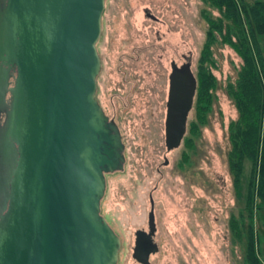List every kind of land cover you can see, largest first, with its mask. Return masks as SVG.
Returning <instances> with one entry per match:
<instances>
[{"label": "water", "instance_id": "obj_1", "mask_svg": "<svg viewBox=\"0 0 264 264\" xmlns=\"http://www.w3.org/2000/svg\"><path fill=\"white\" fill-rule=\"evenodd\" d=\"M103 1L0 0V264H116L118 237L99 214L105 175L124 164L95 99ZM197 86L189 63L170 64L166 153L186 135ZM148 203L138 264L158 250Z\"/></svg>", "mask_w": 264, "mask_h": 264}, {"label": "rangeland", "instance_id": "obj_2", "mask_svg": "<svg viewBox=\"0 0 264 264\" xmlns=\"http://www.w3.org/2000/svg\"><path fill=\"white\" fill-rule=\"evenodd\" d=\"M254 1L264 0L246 3ZM206 14L218 17L202 0L103 1L94 45L100 61L95 99L119 130L124 164L121 172L105 175L99 214L118 237L116 264H137L133 233L146 229L149 195L158 249L149 264H246L250 228L264 261V208L246 207L245 188L236 191L228 166L229 125L237 111L226 87L242 64L230 47L211 48L214 64L207 67L216 86L205 123L196 118L194 99L180 146L164 149L169 65L189 61L198 82ZM258 44L264 57V35ZM249 172L246 160L242 181Z\"/></svg>", "mask_w": 264, "mask_h": 264}, {"label": "trees", "instance_id": "obj_3", "mask_svg": "<svg viewBox=\"0 0 264 264\" xmlns=\"http://www.w3.org/2000/svg\"><path fill=\"white\" fill-rule=\"evenodd\" d=\"M202 1L216 10L218 17L213 19L209 14L204 15L208 27L199 60L196 118L201 124L205 123L216 86L207 67L214 64L211 48L215 44L226 45L242 61L235 82L226 87L237 111V119L229 125L228 166L236 191L240 193L245 188L246 207L261 209L264 208V57L258 37L264 35V1ZM190 133L196 136L195 123L191 125ZM246 160L250 162V172L248 179L242 181ZM233 226L237 229L234 223ZM245 247L246 264H264L252 228L247 232Z\"/></svg>", "mask_w": 264, "mask_h": 264}, {"label": "flooded vegetation", "instance_id": "obj_4", "mask_svg": "<svg viewBox=\"0 0 264 264\" xmlns=\"http://www.w3.org/2000/svg\"><path fill=\"white\" fill-rule=\"evenodd\" d=\"M148 14H146V16H147ZM172 62H170V64H171ZM174 63V62H173ZM186 63H189L190 64V66H191V63L189 62V61H187V60H184V62L182 63V64H186ZM175 64V63H174ZM182 64H180V65H177V64H175L177 67H179V66H181ZM169 67H170V65H169ZM170 73V72H169ZM168 76H169V74H168ZM167 90H168V77H167ZM167 95V94H166ZM101 108V107H100ZM103 111V110H102ZM139 230H141V231H144V232H147V224H146V229H139ZM154 235H155V233H154ZM134 241V240H133ZM152 241L154 242V236H153V238H152ZM155 243V242H154ZM151 256V255H150ZM150 256H149V258H150ZM149 258H148V260H149ZM138 264V263H137Z\"/></svg>", "mask_w": 264, "mask_h": 264}]
</instances>
